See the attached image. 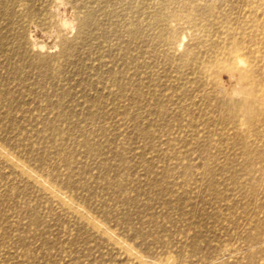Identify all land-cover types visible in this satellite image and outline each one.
I'll list each match as a JSON object with an SVG mask.
<instances>
[{"label": "rangeland", "instance_id": "obj_1", "mask_svg": "<svg viewBox=\"0 0 264 264\" xmlns=\"http://www.w3.org/2000/svg\"><path fill=\"white\" fill-rule=\"evenodd\" d=\"M263 87L264 0H0V264H264Z\"/></svg>", "mask_w": 264, "mask_h": 264}, {"label": "bare ground", "instance_id": "obj_2", "mask_svg": "<svg viewBox=\"0 0 264 264\" xmlns=\"http://www.w3.org/2000/svg\"><path fill=\"white\" fill-rule=\"evenodd\" d=\"M67 12H64V15H66ZM229 60L226 61L229 70L233 71L237 67H244L247 62L242 57V54L240 50H233L230 54H228ZM262 93H264V87L262 88ZM256 113L263 114L264 115V108H261L258 106ZM154 260V258H153Z\"/></svg>", "mask_w": 264, "mask_h": 264}]
</instances>
